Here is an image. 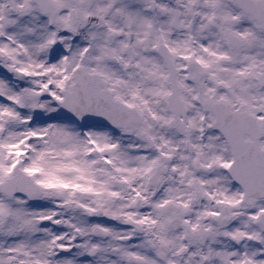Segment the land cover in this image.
Here are the masks:
<instances>
[{"label":"rangeland","instance_id":"rangeland-1","mask_svg":"<svg viewBox=\"0 0 264 264\" xmlns=\"http://www.w3.org/2000/svg\"><path fill=\"white\" fill-rule=\"evenodd\" d=\"M52 1L50 24L33 0H12L10 11L0 0V183L18 165L41 188L32 201L0 193V264H264L256 224L264 199L244 206L215 136L197 138L199 96L186 68L195 59L204 69L202 98L264 111V32L232 0ZM227 34L241 38L236 49ZM159 42L178 68L185 135L167 106ZM77 66L99 74L142 123L110 129L66 117L59 102ZM157 163L162 181L153 192L147 178ZM193 185L207 202L194 203ZM169 202L178 220L162 212ZM223 204L228 224L211 219Z\"/></svg>","mask_w":264,"mask_h":264},{"label":"water","instance_id":"water-1","mask_svg":"<svg viewBox=\"0 0 264 264\" xmlns=\"http://www.w3.org/2000/svg\"><path fill=\"white\" fill-rule=\"evenodd\" d=\"M39 8L44 14H50L52 18L55 16V10L50 0H35ZM236 3L246 12L253 15L255 19L264 24V0L254 2L252 0H235ZM158 52L163 57L168 70L169 80L172 93L169 96V107L175 112L176 117L179 114L184 116L185 105L180 97V88L176 82L177 70L174 63L169 58L164 46L160 45ZM189 67L193 71V80L201 87V79L203 73L199 71L198 66L194 62L189 63ZM77 83L73 86L74 92L66 94V98L61 103L68 115H73L79 120L91 119L101 124H109L113 126L127 127L131 123L141 121V117L135 108H129L120 101L114 100L110 91L106 88L99 90L103 86L101 78L97 74H89L82 67L74 72ZM222 115L217 114V124H223ZM233 178L240 182L245 190L246 199L252 196L264 197V152L261 158L254 162L243 163L236 159L231 167ZM161 170L156 169L151 181H155V189L158 188L161 181ZM31 184V182H30ZM27 186H19L12 190L7 186L2 187V191L10 194L23 192L29 197L37 196L39 188L34 185L33 188ZM259 223L264 226V214H262Z\"/></svg>","mask_w":264,"mask_h":264},{"label":"flooded vegetation","instance_id":"flooded-vegetation-1","mask_svg":"<svg viewBox=\"0 0 264 264\" xmlns=\"http://www.w3.org/2000/svg\"><path fill=\"white\" fill-rule=\"evenodd\" d=\"M253 113H254L258 118H259V116H262V115L264 116V111L253 112ZM202 116L205 118V122H207V123L209 122V124L206 125V129H209V130H210V133L212 132V133H216V134H217V138H216V140H218L220 143L223 142V147H225L226 152H228V149H227L226 146H225L226 144H225V141H224L223 137H222V136H221V135L215 130V128H214V126H213V118H212L211 112L208 111V110L203 111L202 109H200L197 118L199 119V118L202 117ZM209 130H207V131H209ZM210 135H211V134H209L208 137H207V140H208V141L210 140ZM241 138L243 139V141H244L245 143H246V142H250L251 139H252V137H251L250 135H246V134L242 135ZM209 148H211L210 145H209ZM209 152L211 153V154H210L211 159H214L212 151L210 150ZM191 235H192V233H191V231H190V235H189V237H191ZM200 242H203V241L200 240ZM183 255H184L183 253L179 252V254H178V261L181 262V261H184V260H185V257H184Z\"/></svg>","mask_w":264,"mask_h":264}]
</instances>
